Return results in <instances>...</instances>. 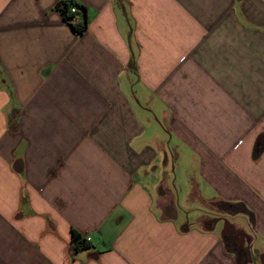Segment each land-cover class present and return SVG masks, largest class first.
<instances>
[{"label": "crops", "instance_id": "obj_1", "mask_svg": "<svg viewBox=\"0 0 264 264\" xmlns=\"http://www.w3.org/2000/svg\"><path fill=\"white\" fill-rule=\"evenodd\" d=\"M260 241L264 0H0V264H261Z\"/></svg>", "mask_w": 264, "mask_h": 264}, {"label": "trees", "instance_id": "obj_2", "mask_svg": "<svg viewBox=\"0 0 264 264\" xmlns=\"http://www.w3.org/2000/svg\"><path fill=\"white\" fill-rule=\"evenodd\" d=\"M70 6H74L77 10L75 15H68L69 12V7ZM82 8L80 7H76L74 4L72 3H60L57 5V10L60 11L63 19L65 22H68L70 19L74 18L76 15H78V10H81ZM73 28L75 29V31L77 33H82V31H84V29L86 28L85 23L82 25H73ZM130 66L133 67V63H130ZM260 152V148L258 147V145L255 147V151L253 153V158H257V156L259 155ZM90 248V244L88 242L85 241L84 238H82L79 234H77L76 232L72 231L71 233V251L72 253H77L80 252L82 250H86ZM239 260L241 262H246L247 256L245 254H239L238 255Z\"/></svg>", "mask_w": 264, "mask_h": 264}, {"label": "rangeland", "instance_id": "obj_3", "mask_svg": "<svg viewBox=\"0 0 264 264\" xmlns=\"http://www.w3.org/2000/svg\"><path fill=\"white\" fill-rule=\"evenodd\" d=\"M184 203V202H183ZM181 206H183V213L185 214V218H187L189 221H194V219L196 218V216L201 214V215H204L202 212L203 211H199V210H192L190 208H188L187 206H191V205H188V204H182ZM186 206V207H185ZM194 206H202L200 204H194ZM218 209L219 208H223V206H216ZM226 219L229 223H233L237 226H240L242 228H244V225H245V221L242 219V218H235V220H232L230 217H226L224 218ZM223 225L224 223L223 222H220L218 223V225H215L217 227V229L219 230V234L221 235V232H222V229H223ZM261 243V241H260ZM264 247V243H261V244H258L256 246V248H263ZM248 256H250L248 253H247ZM255 256V253L253 252L252 253V257ZM261 261V259H260Z\"/></svg>", "mask_w": 264, "mask_h": 264}, {"label": "flooded vegetation", "instance_id": "obj_4", "mask_svg": "<svg viewBox=\"0 0 264 264\" xmlns=\"http://www.w3.org/2000/svg\"><path fill=\"white\" fill-rule=\"evenodd\" d=\"M219 219H224V216L215 215L208 222H202V225L207 227L210 224L213 225V223H215V222H217L216 224H218L220 222ZM235 230L237 232H239L237 235H233V234L227 235L231 238V242H232V246H233L232 249L234 252H236L237 255H239V254H245L246 255L247 251L245 250V246L247 245L248 240L246 239L245 235L240 230H237L236 228H235Z\"/></svg>", "mask_w": 264, "mask_h": 264}, {"label": "water", "instance_id": "obj_5", "mask_svg": "<svg viewBox=\"0 0 264 264\" xmlns=\"http://www.w3.org/2000/svg\"><path fill=\"white\" fill-rule=\"evenodd\" d=\"M220 222H223V229L221 232V237L227 236V235H237L239 232H237L232 224H230L226 219H219ZM217 222L213 223L216 224ZM212 224H210L211 229ZM261 264H264V255L261 257Z\"/></svg>", "mask_w": 264, "mask_h": 264}, {"label": "built area", "instance_id": "obj_6", "mask_svg": "<svg viewBox=\"0 0 264 264\" xmlns=\"http://www.w3.org/2000/svg\"><path fill=\"white\" fill-rule=\"evenodd\" d=\"M76 12H77V10H76V8H75L74 6H70V7H69V12H68V15H69V16H70V15H75ZM73 19H74V18H72V19H70V20L73 21ZM70 20H69V21H70ZM69 21H68V22H69ZM84 239H85L86 242H89V241H90V238H84Z\"/></svg>", "mask_w": 264, "mask_h": 264}]
</instances>
